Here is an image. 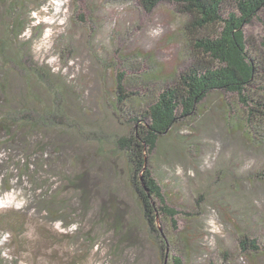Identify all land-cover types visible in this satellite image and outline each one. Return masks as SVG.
I'll return each instance as SVG.
<instances>
[{
    "label": "rangeland",
    "instance_id": "obj_1",
    "mask_svg": "<svg viewBox=\"0 0 264 264\" xmlns=\"http://www.w3.org/2000/svg\"><path fill=\"white\" fill-rule=\"evenodd\" d=\"M20 3L14 10L20 25L18 44L33 63L66 82L69 119L85 130L104 131L109 142L128 132L113 114L114 74L125 72L128 90L142 95L143 84L151 91L162 89L170 85L169 77L186 72L193 63L181 34L188 18L173 4L162 3L147 12L139 0ZM7 8L0 0V27L7 22ZM244 32L259 46L264 15L255 17ZM13 79V91L20 93L23 79ZM209 97L202 121L173 128L157 147L158 159L150 163L168 206L179 212L175 224L159 216L161 237L151 235L143 222L123 158L115 153L98 157L99 148L111 149L108 141L99 145L57 129L55 134L66 144L61 153L47 148L42 159L31 157L26 175L20 166L25 139L10 148V136L0 131V264H160V240L164 264L173 256L184 264H264V251L253 256L238 248L241 233L264 245V185L252 178L264 166V146H253L240 129L226 126L218 109L220 94ZM77 147L86 151L84 163H75L68 152ZM40 160L44 165L38 168ZM85 167L101 187L91 196L87 217H82L79 194L64 180ZM199 196L202 204L196 208ZM111 197L127 232L129 228L128 241L94 225L101 202Z\"/></svg>",
    "mask_w": 264,
    "mask_h": 264
},
{
    "label": "trees",
    "instance_id": "obj_2",
    "mask_svg": "<svg viewBox=\"0 0 264 264\" xmlns=\"http://www.w3.org/2000/svg\"><path fill=\"white\" fill-rule=\"evenodd\" d=\"M3 1L7 2L8 10L7 22L0 27L3 35H0V131L10 136L6 142L10 148L22 144L21 138L25 139L21 154L26 155L23 156L25 161L19 164L23 174H29L31 157L39 155L42 159L48 152L47 148L61 153L66 144L55 134L57 129L74 131L78 138L99 145L108 141L111 149L99 148L98 157L106 158L115 153L123 158L131 191L140 202L143 222L151 235L161 237L159 216L175 224L174 217L179 212L168 206L150 163L152 159H158L157 147L173 128L183 122L201 120L205 100L211 93L220 94L222 101L218 109L224 124L240 129L253 146H264V38L258 46L244 32V27L255 17L264 15V0H139L147 12L162 3H170L176 6L178 14L188 18L181 34L184 45L190 49L193 63L186 72L169 77L170 85L162 89L151 91L148 85L141 84L146 92L142 95L140 91L128 90L125 72L114 74L113 114L128 132L110 142L104 131L98 128L85 130L79 121L69 119L70 88L61 77L52 75L46 67L28 59L17 41L20 25L14 10L20 6V0ZM15 75L21 77L25 84L20 93L13 91ZM148 78L146 76L144 80ZM38 84L45 93L37 91ZM12 128L16 130L11 133ZM41 133L43 136L38 138ZM45 136H49L47 144L43 143ZM71 151L68 152L75 163H84L86 151L79 147ZM40 161L38 168L44 165ZM81 169L75 176L65 177L64 181L69 188L77 190L80 216L87 217L88 203L93 192L100 191L101 182L97 184V179H91L86 167ZM34 177L35 173L32 179ZM252 178L264 185V166L254 172ZM201 200L202 196H199L196 208H200ZM119 210L113 197L104 200L96 213L94 225H101L102 229L114 232L116 238L128 241L129 228L127 232ZM193 215L196 213L190 217ZM21 235L22 232L16 236ZM159 244L160 264H164L162 240ZM238 248L242 254L253 256L264 251V245H259L246 233L239 235ZM170 264L184 263L173 256Z\"/></svg>",
    "mask_w": 264,
    "mask_h": 264
}]
</instances>
